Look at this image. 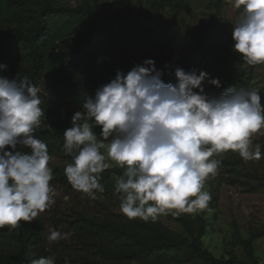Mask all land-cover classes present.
<instances>
[{
  "label": "clouds",
  "instance_id": "9594fccd",
  "mask_svg": "<svg viewBox=\"0 0 264 264\" xmlns=\"http://www.w3.org/2000/svg\"><path fill=\"white\" fill-rule=\"evenodd\" d=\"M226 2L240 10L233 51L248 65L264 64V0ZM162 75L151 59L127 74L117 70L86 98L63 132L62 151L72 156L64 174L72 187L95 199L104 191L99 180L110 160L124 169L114 188L121 194V213L145 222L170 211L178 216L208 208L212 196L204 182L219 166L215 154L232 150L245 162L261 159V145L253 147L251 139L264 130L258 89L235 87L210 97L203 87L206 72L177 67L175 84H165ZM209 82L222 87L218 79ZM41 103L27 76L0 77V229L31 222L53 203L51 157L34 135L44 116ZM94 126L100 128L99 139ZM68 235L53 228L47 239ZM32 264H56V259L34 258Z\"/></svg>",
  "mask_w": 264,
  "mask_h": 264
},
{
  "label": "rangeland",
  "instance_id": "374dc122",
  "mask_svg": "<svg viewBox=\"0 0 264 264\" xmlns=\"http://www.w3.org/2000/svg\"><path fill=\"white\" fill-rule=\"evenodd\" d=\"M26 3L32 11L47 6H89L111 14L120 13L141 19V29L132 45L122 48L114 56L113 78L117 70L127 74L135 65L143 64L147 59L153 60L156 67L161 65L174 71L181 67L196 44L192 36L186 35H198L207 25L214 27L211 45L217 49L218 54L222 49L227 54L234 47L228 42V36L233 34V25L240 12L226 0H26ZM241 71L243 88L258 89L264 101V64L251 66L244 63ZM161 79L165 84H170V77L164 73ZM38 89L41 101L52 100L57 115L72 123L74 113L67 111L68 99L58 97L53 90L48 91L44 84ZM93 131L99 139L100 128L94 126ZM251 139L253 147L261 145V159L245 162L232 150L215 154L213 158L220 162L219 166L215 174L204 182V190L212 196L208 208L182 214L195 235L203 234L200 241L202 249L215 258L226 261L235 257L244 264H264V130L254 134ZM108 142L105 141L106 144ZM62 148V141L57 140L55 153L48 165L52 170L55 166L72 163V156L65 155ZM101 153L106 155L105 149H101ZM107 162L111 164L109 169L117 168L114 162ZM117 177L112 178L110 186H103V192L97 191L95 199L86 194L87 202L81 197L84 194L82 192L79 194L60 185L52 187L50 195L53 203L48 206L50 212L46 219L50 221L44 235V245L49 247L52 255L57 256L58 250L63 247L59 241L49 242L47 239L50 230L54 228L51 220L60 219L62 224L68 226L67 222L74 220L73 209L79 205L91 206L94 214L73 235L81 241L99 243L118 254L138 252L142 248L141 242L149 246L162 243L164 239L156 236V231L171 240L178 241L186 237L184 229L172 219L170 212L161 214L154 222L151 219L145 222L140 218L129 219L124 216L120 211L121 194L114 191ZM103 225L125 229L133 233L139 242L113 238L104 231ZM79 253L81 258L98 259L104 264H208L194 256L192 249L179 254L161 253L134 260L99 259L85 250Z\"/></svg>",
  "mask_w": 264,
  "mask_h": 264
},
{
  "label": "trees",
  "instance_id": "16d2710c",
  "mask_svg": "<svg viewBox=\"0 0 264 264\" xmlns=\"http://www.w3.org/2000/svg\"><path fill=\"white\" fill-rule=\"evenodd\" d=\"M141 26V19L120 13L111 14L95 7L47 6L32 11L27 8L26 0H0V77L12 79L19 74L21 77L27 76L38 88L44 84L48 91L53 90L58 97L68 99L67 111L75 113L82 110L87 97L94 96L101 85L114 79V56L122 48L132 45ZM213 28L207 25L198 35H186L192 36L196 44L180 67L186 72L196 70L197 74L200 71L208 73L203 87L205 94L210 97L219 96L230 88L244 87L241 70L245 62L233 49L228 50L227 54L222 49L218 54L217 49L211 45ZM228 42L234 46L232 35L228 36ZM156 69L170 77V84L177 82L175 70L171 71L161 65ZM211 79H218L222 87L216 88L209 82ZM261 102L264 104V101ZM40 106L44 116L34 135L46 143L52 158L56 141L61 140L64 144L63 132L72 123L57 115L52 100L45 99ZM17 150L30 151L19 146ZM65 167L61 165L53 168L50 187L60 185L81 194L68 182L64 174ZM123 171L119 166L113 170L107 169L99 183L104 187L110 186L112 178L121 176ZM81 197L87 202L85 193ZM82 206H75L74 220L67 222L68 226L62 224L60 219L51 220L55 229L69 234L67 239L59 241L63 249L58 250L57 256L52 255L49 247L44 245L46 226L50 221L46 219L50 212L48 207L31 222L21 221L16 228L0 229V264H32V259L48 256H54L56 264H65L66 258L70 264H104L98 259L79 257V251L91 252L99 259L134 260L161 253L179 254L186 249H192L194 256L208 264H244L235 257L226 261L219 260L203 250L200 243L203 234L195 235L186 217L182 213L173 215L171 211L172 219L186 233V237L178 241L156 231V236L164 239L162 243L149 246L141 242V250L127 255L109 251L96 242L81 241L73 233L78 229L80 231L82 223L94 214L91 206ZM102 227L113 238L139 242L133 233L125 229H114L109 225ZM30 250L35 253L34 257L26 255Z\"/></svg>",
  "mask_w": 264,
  "mask_h": 264
}]
</instances>
